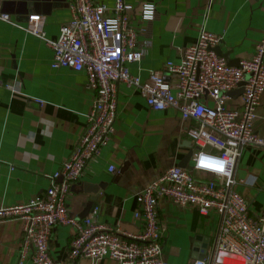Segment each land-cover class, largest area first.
<instances>
[{
  "label": "crops",
  "instance_id": "1",
  "mask_svg": "<svg viewBox=\"0 0 264 264\" xmlns=\"http://www.w3.org/2000/svg\"><path fill=\"white\" fill-rule=\"evenodd\" d=\"M92 2L111 7L114 0ZM123 2L131 6V27L145 30L136 37L137 43L147 42L145 55L127 65L128 72L141 80L151 71L164 74L167 62L179 63L183 50L202 29L219 38L216 50L233 67L250 58L264 36V0ZM142 4L154 7L150 22L140 20ZM0 12L15 24L0 21V82L13 87V91L0 88V206H12L44 197L48 177L68 159L85 128L94 95L86 86L84 72L52 70L50 48L28 31L37 29L45 40L55 41L59 28L70 19L65 0H0ZM30 16L39 20L29 23ZM238 107V97L225 102L227 109ZM253 132L264 138V91L255 110ZM193 151L175 110L151 111L136 89L118 85L111 139L69 185L67 212L80 220L90 217L95 208L96 223L137 232L135 195L169 167L189 170ZM109 166L113 172H108ZM193 176L214 179L202 173ZM234 179V191L244 198L250 216H256L264 203V148L246 146L240 151ZM156 217L164 261H207L219 222L216 213L201 216L193 207L179 208L160 199ZM71 232L67 226L53 228L48 254L54 264H116L107 258L69 262ZM20 239L19 221L0 222V264H16ZM22 264L32 263L27 258Z\"/></svg>",
  "mask_w": 264,
  "mask_h": 264
},
{
  "label": "built area",
  "instance_id": "2",
  "mask_svg": "<svg viewBox=\"0 0 264 264\" xmlns=\"http://www.w3.org/2000/svg\"><path fill=\"white\" fill-rule=\"evenodd\" d=\"M65 5L70 19L59 28L55 41L45 40L37 29L28 31L50 48L52 70L84 72L94 99L68 159L48 177L44 197L0 206V222L17 220L21 224L16 264L27 258L32 264H54L48 241L57 225L72 231L67 253L71 263L107 258L116 264H170L161 256V227L156 217L160 199L179 208L193 207L201 216L210 211L218 216L207 261L191 264H264V203L256 216H250L244 198L233 189L240 151L246 146L264 148V138L253 132L255 110L264 91V36L250 58L233 67L214 51L219 38L202 29L195 42L183 50L179 63L164 65L163 73L172 79L151 71L141 80L127 69L128 64L141 60L147 49L146 41L137 43L136 39L145 30L134 29L129 23L130 5L123 0H114L111 7L92 0H65ZM153 11L152 5L142 4L141 22H150ZM38 20L37 16L28 17L29 23ZM0 21L15 25L1 12ZM118 85L136 89L151 111L175 110L194 147L189 170L169 167L135 195L133 219L140 220V229L134 233L96 223L95 208L90 217L80 220L66 208L69 185L111 139ZM1 87L13 91L12 86L0 82ZM239 88V107L225 108L227 94ZM108 172H113L112 166ZM194 172L214 179H195Z\"/></svg>",
  "mask_w": 264,
  "mask_h": 264
},
{
  "label": "water",
  "instance_id": "3",
  "mask_svg": "<svg viewBox=\"0 0 264 264\" xmlns=\"http://www.w3.org/2000/svg\"><path fill=\"white\" fill-rule=\"evenodd\" d=\"M214 51L217 55H220L219 52L216 50V48H214ZM221 56V55H220ZM241 94V89H237V90H233V91H230L227 95L228 97H239ZM199 259V258H198Z\"/></svg>",
  "mask_w": 264,
  "mask_h": 264
},
{
  "label": "rangeland",
  "instance_id": "4",
  "mask_svg": "<svg viewBox=\"0 0 264 264\" xmlns=\"http://www.w3.org/2000/svg\"><path fill=\"white\" fill-rule=\"evenodd\" d=\"M202 179V178H201Z\"/></svg>",
  "mask_w": 264,
  "mask_h": 264
}]
</instances>
